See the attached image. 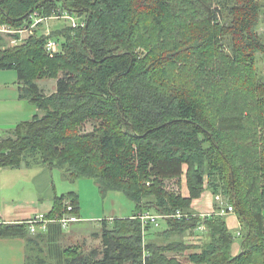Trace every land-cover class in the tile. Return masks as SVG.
I'll use <instances>...</instances> for the list:
<instances>
[{"label":"trees","instance_id":"16d2710c","mask_svg":"<svg viewBox=\"0 0 264 264\" xmlns=\"http://www.w3.org/2000/svg\"><path fill=\"white\" fill-rule=\"evenodd\" d=\"M35 11L67 12L83 25L0 47V70H16L21 96L39 110L0 131V168L42 163L72 181L96 179L103 194L124 192L139 212L189 216L145 234L138 214L103 219L102 249L55 245L48 259L42 242L60 239V223L51 237L4 223L0 238L24 237L27 264H264V1L0 0V24L23 26ZM49 39L59 43L53 55ZM54 77L47 94L37 80ZM89 121L94 130L83 131ZM183 175L189 196L166 186ZM206 190L221 206L202 215L193 202ZM228 205L240 235L219 213ZM66 213L81 217L76 191L56 195L46 217Z\"/></svg>","mask_w":264,"mask_h":264},{"label":"crops","instance_id":"0c3cea01","mask_svg":"<svg viewBox=\"0 0 264 264\" xmlns=\"http://www.w3.org/2000/svg\"><path fill=\"white\" fill-rule=\"evenodd\" d=\"M17 77L18 74L14 69L0 70L1 132L15 127L21 121L31 119L39 112L34 103L21 96ZM54 91L56 90L46 93L50 94ZM67 179L62 170L51 169L42 163L23 164L17 168H0V215L6 223H16L49 213L54 206L56 195L75 191L72 186L66 185L67 183L63 181ZM183 195L189 196V189L183 190ZM215 198L211 191L206 190L201 198L194 200V210L202 215L215 212L216 204L221 206L220 201H216ZM138 213L140 212L135 211L129 216ZM225 217L229 228L235 234L241 231V224L235 212L228 213ZM109 219H115V216ZM80 220L79 218L76 222ZM102 220L99 221L102 223ZM166 223V220L162 221V230L168 228ZM48 229L37 231V235L32 232L31 234L38 236L41 233L51 237L53 233ZM27 242L24 237L0 238V264H27V254H29ZM240 246L239 242L235 244V252L240 251Z\"/></svg>","mask_w":264,"mask_h":264},{"label":"rangeland","instance_id":"374dc122","mask_svg":"<svg viewBox=\"0 0 264 264\" xmlns=\"http://www.w3.org/2000/svg\"><path fill=\"white\" fill-rule=\"evenodd\" d=\"M264 1V0H263ZM261 24L258 26L259 34L264 38V11L261 17ZM70 23L69 19L53 17L49 19L46 24H43L38 31L39 34L50 35L53 30L59 29ZM38 34V35H39ZM148 36L147 33H145ZM5 38V45L0 42L1 48L13 47L10 38L4 34H1ZM27 33H24V40L19 44H23L25 40L27 41ZM37 35V34H36ZM258 70L260 72L261 79L264 80V55H258ZM37 83L43 87V91L51 92L57 88V79L54 78H42L38 79ZM95 121H89L84 125L83 131L91 132L94 130ZM66 185H70L79 194L80 201V221L70 222L68 227H63L60 239L58 241L51 243L52 241H43L42 247L44 252L42 256L48 259L49 250H54L55 245L61 247L68 246H79L84 252L91 251L94 248L102 249V240L96 233H102V223L99 221L101 219H109L110 217L122 218L131 215V213L137 211L135 204L125 195L122 191H109L103 194L100 190L98 181L93 178H88L85 176L72 181L71 179L63 180ZM166 186L170 190L180 192L183 194L184 191H188L185 175L182 177V181L171 179L166 182ZM224 199V197L222 196ZM216 199V198H215ZM217 201V200H216ZM56 224V223H55ZM37 233V232H36ZM34 233V234H36ZM203 232H198L192 238L186 237L189 242H197L199 238L202 237ZM164 242L163 240H160ZM34 255L33 250L30 252ZM187 253H178L177 257L181 260L185 258ZM35 256V255H34ZM55 262L54 259H51ZM36 259L31 257L30 264H35ZM186 262V261H185Z\"/></svg>","mask_w":264,"mask_h":264},{"label":"built area","instance_id":"2783aa9c","mask_svg":"<svg viewBox=\"0 0 264 264\" xmlns=\"http://www.w3.org/2000/svg\"><path fill=\"white\" fill-rule=\"evenodd\" d=\"M53 17H60L69 19L73 26L83 25L82 21L76 18L75 16L65 12L62 15H54V16H45L41 14L39 11L32 12L30 15V19L26 21L23 26H12L9 24H0V34H4L10 38L11 43L14 46L19 45L24 40V33H27L28 37L37 33V30H40V27L43 24H46L49 19ZM59 48V43L55 39H49L46 44V50L53 55V53L57 52ZM216 199L221 201V195H217ZM73 207L70 203H68V210L72 211ZM234 207L232 205L223 206L220 208L219 213L222 215H226L228 213H233ZM184 216H189L188 213H184L181 210L176 211L172 214H160L151 211H144L138 213L137 217L142 221V227L145 234L146 227L149 225H154V227H161V223L163 220H166L170 217L181 219ZM79 218L75 217L72 214H64L62 217L55 218H47L46 214L38 215L36 217H32L28 221H25L28 224L29 230L32 233H36L37 231L46 230L50 224L60 223L63 227H68L70 222L77 221ZM6 223L3 217L0 215V224ZM201 230L205 229L204 225H201ZM240 235V232L237 235Z\"/></svg>","mask_w":264,"mask_h":264}]
</instances>
